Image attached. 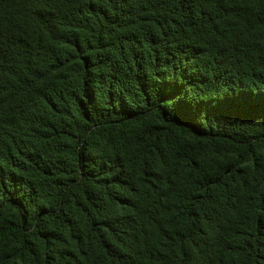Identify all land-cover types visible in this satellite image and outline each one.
Returning <instances> with one entry per match:
<instances>
[{
	"label": "trees",
	"instance_id": "obj_1",
	"mask_svg": "<svg viewBox=\"0 0 264 264\" xmlns=\"http://www.w3.org/2000/svg\"><path fill=\"white\" fill-rule=\"evenodd\" d=\"M0 264H264V0H0Z\"/></svg>",
	"mask_w": 264,
	"mask_h": 264
}]
</instances>
